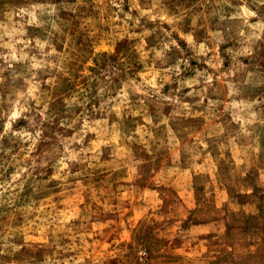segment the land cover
<instances>
[{
  "label": "rangeland",
  "instance_id": "1",
  "mask_svg": "<svg viewBox=\"0 0 264 264\" xmlns=\"http://www.w3.org/2000/svg\"><path fill=\"white\" fill-rule=\"evenodd\" d=\"M7 184L0 264H264V0H0Z\"/></svg>",
  "mask_w": 264,
  "mask_h": 264
},
{
  "label": "clouds",
  "instance_id": "2",
  "mask_svg": "<svg viewBox=\"0 0 264 264\" xmlns=\"http://www.w3.org/2000/svg\"><path fill=\"white\" fill-rule=\"evenodd\" d=\"M243 12L246 13V14H247L248 16H250V17L256 15L255 12H252V11L248 10L247 8H244V9H243ZM12 58L15 59V56L13 55ZM22 58H25V57H22ZM33 59H34V58H33ZM35 66H38V65H34V67H35ZM153 86H155V85H153ZM25 110H26V109H25ZM15 115H18V113H14V114H13V116H15ZM149 122H150V121H149ZM86 126H87V125L85 124V127H86ZM7 127H10V125H7L6 128H7ZM37 135H39V134H37ZM76 155H78V154H77V153H73L71 156L67 157V159H75ZM58 163L61 165V169H63V168H67V167H68V165H67V163H65V160H64V159H61ZM26 170H27V169H24V171H26ZM18 178H19V176L17 175V176H13L12 179L15 181V180H17ZM0 187H3V188H4V191H8V189H9V188H12L13 185H12V184L0 185ZM0 195H2V193H0ZM20 247H22V245H14V246H13V248H14L15 251H19ZM0 255H4V253H3L2 251H0Z\"/></svg>",
  "mask_w": 264,
  "mask_h": 264
}]
</instances>
